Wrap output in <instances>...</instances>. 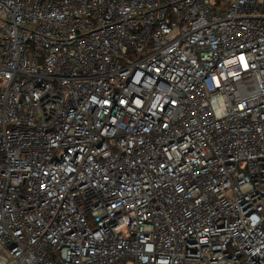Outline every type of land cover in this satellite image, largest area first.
Here are the masks:
<instances>
[{
	"label": "built area",
	"instance_id": "2783aa9c",
	"mask_svg": "<svg viewBox=\"0 0 264 264\" xmlns=\"http://www.w3.org/2000/svg\"><path fill=\"white\" fill-rule=\"evenodd\" d=\"M1 264H264V0H0Z\"/></svg>",
	"mask_w": 264,
	"mask_h": 264
},
{
	"label": "water",
	"instance_id": "95a60500",
	"mask_svg": "<svg viewBox=\"0 0 264 264\" xmlns=\"http://www.w3.org/2000/svg\"><path fill=\"white\" fill-rule=\"evenodd\" d=\"M0 262H1V258H0ZM1 264V263H0Z\"/></svg>",
	"mask_w": 264,
	"mask_h": 264
}]
</instances>
